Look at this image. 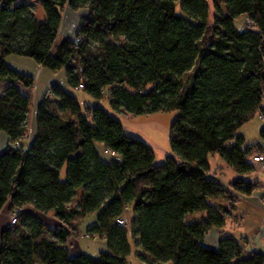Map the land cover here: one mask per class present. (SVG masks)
I'll return each instance as SVG.
<instances>
[{
	"label": "trees",
	"instance_id": "16d2710c",
	"mask_svg": "<svg viewBox=\"0 0 264 264\" xmlns=\"http://www.w3.org/2000/svg\"><path fill=\"white\" fill-rule=\"evenodd\" d=\"M40 3L44 20L31 2L0 0V133L10 138L0 154V212L10 215L0 264H132L137 250L142 264H264L246 238L205 244L233 218L239 195L264 191L250 179L264 144L238 133L264 117V0ZM67 10L88 11L73 38L59 34ZM8 55L65 70L71 88L99 102L108 96L122 117L177 112L171 155L157 164L121 119L83 110L60 86L38 104L29 131L25 89L36 79L11 68ZM216 155L236 175L228 183L212 174ZM91 215L87 235L108 247L98 258L69 246L74 224Z\"/></svg>",
	"mask_w": 264,
	"mask_h": 264
},
{
	"label": "rangeland",
	"instance_id": "374dc122",
	"mask_svg": "<svg viewBox=\"0 0 264 264\" xmlns=\"http://www.w3.org/2000/svg\"><path fill=\"white\" fill-rule=\"evenodd\" d=\"M211 1V7L212 1ZM19 2H31L35 5L37 9V18L44 20L46 17L45 12L41 6V0H19ZM213 9V8H212ZM214 15L213 11L210 14V19ZM242 22V21H241ZM241 22H238V27L241 28ZM1 55V54H0ZM6 63L15 70L21 71L22 73L32 76L36 79L35 85L32 89H25V92L32 95V111L30 114L29 120V131L31 128L36 125V110L38 104L48 93V90L52 86H60L64 87L70 94L76 96L83 108V110L87 106H99L109 112L112 116L119 118L122 120L125 125L126 132L138 139H142L146 141L156 152V163L161 164L165 161L166 157L171 155V147L169 142L170 137V129L172 123L177 117V112L171 113H158L153 115H145L133 117L129 115H124L123 117L114 113L110 108V103L108 100V96L105 97L102 101H97L96 99L88 96L81 89H73L68 85V80L66 76L65 70L53 72L50 69L43 68L37 64V62L28 57H22L17 55H8L5 57ZM4 87V85H2ZM264 128V117L256 116L254 119L246 123L239 130V134L244 136L247 140L248 144L256 145V144H264V140L261 138V132ZM35 130V129H34ZM211 163V171L213 175L219 176L224 179L226 183L235 178V174L233 170L227 167L222 159L216 155L214 157H210ZM259 180L264 182V172H258ZM257 176H251L250 179L256 180ZM262 190H259V192ZM246 195L251 196L254 191L247 190L245 191ZM240 197V195H239ZM262 198H264V193ZM261 203L264 204L263 200ZM74 207V204L72 205ZM52 217V215H50ZM47 224H51L52 226L56 225V221L51 218H43ZM255 225L257 226L258 220L255 219ZM230 219L228 230L238 232L237 226H233V223ZM231 222V223H230ZM242 221L240 220V223ZM253 222V221H252ZM96 223V216L91 215L82 222H76L72 229V238L70 239V248L73 254L77 253H85L92 257L98 258L102 251H107V242L105 239L98 236H88V230ZM254 223V222H253ZM260 223V222H259ZM262 224V223H260ZM235 225V224H234ZM76 226V227H75ZM235 227V228H234ZM77 228V230H76ZM249 240V239H248ZM139 250L135 251L134 256L131 258L132 264H142L137 258L139 257Z\"/></svg>",
	"mask_w": 264,
	"mask_h": 264
},
{
	"label": "crops",
	"instance_id": "0c3cea01",
	"mask_svg": "<svg viewBox=\"0 0 264 264\" xmlns=\"http://www.w3.org/2000/svg\"><path fill=\"white\" fill-rule=\"evenodd\" d=\"M87 16L88 11L86 10H80L77 12L67 10L59 32L60 36L73 38L81 26L82 20ZM9 146V136L5 133H0V154L5 152ZM252 176H257L255 178L260 179L258 174ZM263 193L264 191L259 192V190H256L251 194V196L246 195L247 193L241 194L236 207L237 210L234 212L231 221L233 226H237L239 224L237 226V228H239L238 232L229 231L227 228L229 222H227V225L222 230L214 229L206 235V246L217 249L219 241L224 237H234L236 239L246 238L250 241V245L248 247L250 251L264 254V204L261 203ZM254 218L258 220L257 226L255 225ZM240 220L242 221L241 223ZM9 224L10 215L8 207H6L0 212V248L2 234L8 228Z\"/></svg>",
	"mask_w": 264,
	"mask_h": 264
},
{
	"label": "built area",
	"instance_id": "2783aa9c",
	"mask_svg": "<svg viewBox=\"0 0 264 264\" xmlns=\"http://www.w3.org/2000/svg\"><path fill=\"white\" fill-rule=\"evenodd\" d=\"M80 88H83V86L81 85ZM253 160H254V162L259 166V170H258V172H264V156H263L262 154H259V153H258V154H256V155H254ZM258 172H257V173H258ZM262 200H263V202H264V198H263ZM16 220H17V217H16V214H14V215L12 216L11 223H12V224H15ZM118 223H119L120 225H123V221H122V220H120Z\"/></svg>",
	"mask_w": 264,
	"mask_h": 264
}]
</instances>
